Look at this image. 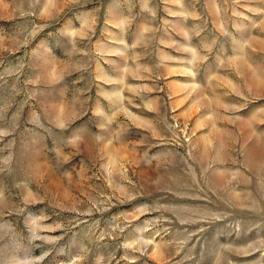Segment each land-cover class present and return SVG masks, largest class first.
<instances>
[{"label": "rangeland", "instance_id": "obj_1", "mask_svg": "<svg viewBox=\"0 0 264 264\" xmlns=\"http://www.w3.org/2000/svg\"><path fill=\"white\" fill-rule=\"evenodd\" d=\"M0 264H264V0H0Z\"/></svg>", "mask_w": 264, "mask_h": 264}]
</instances>
